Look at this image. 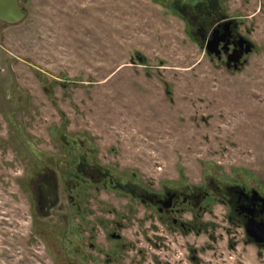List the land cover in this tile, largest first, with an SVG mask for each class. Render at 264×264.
<instances>
[{"label": "rangeland", "instance_id": "rangeland-1", "mask_svg": "<svg viewBox=\"0 0 264 264\" xmlns=\"http://www.w3.org/2000/svg\"><path fill=\"white\" fill-rule=\"evenodd\" d=\"M205 1L18 0L26 18L0 21V264H264L220 201L236 187L264 197V0H210L253 46L232 63L179 11ZM81 156L142 192L201 191L202 231L151 230L150 207L111 183L81 191V222L66 189ZM36 165L62 182L63 212L32 229ZM112 221L132 249L88 256L113 245Z\"/></svg>", "mask_w": 264, "mask_h": 264}, {"label": "flooded vegetation", "instance_id": "flooded-vegetation-1", "mask_svg": "<svg viewBox=\"0 0 264 264\" xmlns=\"http://www.w3.org/2000/svg\"><path fill=\"white\" fill-rule=\"evenodd\" d=\"M179 11L182 16L187 19L191 35L199 40L200 47L204 50L207 51L208 46L212 44L213 41H220V60L223 56L228 59L235 51H237V56L242 52H245L247 39L243 36L242 32H240L238 21L235 18H230L217 1L212 2L206 0L205 2L191 6H184L180 8ZM226 45L228 49L224 48ZM212 56L216 55L213 54ZM237 56H235V59ZM106 175L107 173L103 171V168L100 165H89L85 156L79 158V161L74 166V170L71 171V181H68L67 187L65 186L69 194L67 206L70 209L69 211L73 215H76L81 222L86 221L85 216L88 212L87 203H89V200L80 199L81 191L86 188L88 182L95 185L103 184L104 187H106L108 183H111L112 186H116L119 190L126 191L150 207L151 212L149 213V218H151L150 221L153 225V227L150 226L151 230L157 229L156 225L158 223L166 225L164 227L168 230L167 225L172 222L176 227H179L182 233L202 231L203 219H201L200 216L202 213L201 191L193 190L192 193L186 194L183 191L178 192L163 188L160 192H152L151 190H145L142 192L140 188L138 189V187L133 186L130 183L115 182L116 180L113 178L109 180ZM32 177L34 181L32 184L34 212L30 219L33 229L35 220H37V223L39 224L42 220L48 221L54 218L58 219L59 212L63 211L59 210V208H61L59 193L60 187L62 189V182H60L56 172L53 170L51 171L49 167L46 170L44 169L40 171L39 166H37L33 170ZM54 191H56V193ZM220 201L222 204L229 207L230 213L228 219L233 223L244 227L245 232H247V229L251 228L254 223L264 226V197L259 192L256 193L255 191H249L244 188L241 189L240 187L230 188L226 189L224 195L222 194ZM179 205L193 206L197 215L193 214V217L191 215L189 218L190 221L183 220L186 217L185 214L190 211L185 207L179 208ZM30 208H32V206ZM155 220H157V222ZM89 224L90 222L85 231H90ZM111 225L112 231L106 236L111 239L112 246L107 245L101 247L100 245L91 242L87 249L88 253L85 251V247L83 249L82 247H78L73 249V251L81 254L86 252L88 256H91L90 253L97 251L98 253L111 255L110 252L112 250L116 251L112 254H117L119 252H125L126 249H132L134 244L129 243L127 241V236H124L123 224L112 221ZM56 228L57 227L52 228L51 232L55 234L57 232ZM95 229L96 227L93 228V231ZM42 231H40V233ZM152 234L160 235L159 232L156 231L152 232ZM92 237L94 236L92 235ZM108 237H106V240ZM262 246H264V243Z\"/></svg>", "mask_w": 264, "mask_h": 264}, {"label": "water", "instance_id": "water-1", "mask_svg": "<svg viewBox=\"0 0 264 264\" xmlns=\"http://www.w3.org/2000/svg\"><path fill=\"white\" fill-rule=\"evenodd\" d=\"M28 12L24 9L20 8L18 0H0V21L7 24H18L20 21L26 18ZM246 41V40H245ZM220 41H213L212 44H210L207 48V51L210 55L215 54L218 59H220L221 50L219 47ZM247 45L245 47V52H242L240 55H236L237 51L232 53L228 61L229 63L233 62V59H235V56H237L238 59L241 58L243 54L248 55L253 49V46L251 42L246 41ZM225 49H228L227 45L224 46ZM140 61L142 62L143 59L140 58ZM56 193V191H54ZM258 193V192H256ZM248 232V238L251 242L257 243L258 245H261L264 243V226L261 224L254 223L251 228L247 229Z\"/></svg>", "mask_w": 264, "mask_h": 264}]
</instances>
